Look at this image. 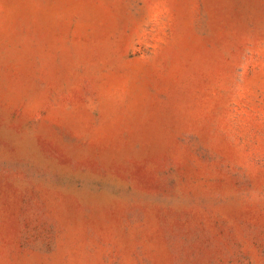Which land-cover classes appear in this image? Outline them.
I'll use <instances>...</instances> for the list:
<instances>
[{"label":"rangeland","instance_id":"374dc122","mask_svg":"<svg viewBox=\"0 0 264 264\" xmlns=\"http://www.w3.org/2000/svg\"><path fill=\"white\" fill-rule=\"evenodd\" d=\"M0 264H264V0H0Z\"/></svg>","mask_w":264,"mask_h":264}]
</instances>
